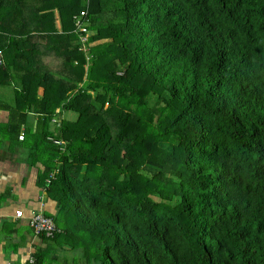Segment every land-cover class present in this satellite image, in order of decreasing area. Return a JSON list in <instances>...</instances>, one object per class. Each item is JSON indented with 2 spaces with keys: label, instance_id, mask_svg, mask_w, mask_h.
Here are the masks:
<instances>
[{
  "label": "trees",
  "instance_id": "obj_1",
  "mask_svg": "<svg viewBox=\"0 0 264 264\" xmlns=\"http://www.w3.org/2000/svg\"><path fill=\"white\" fill-rule=\"evenodd\" d=\"M111 2L0 0L12 130L66 205L44 241L82 230L87 264H264V0Z\"/></svg>",
  "mask_w": 264,
  "mask_h": 264
},
{
  "label": "crops",
  "instance_id": "obj_2",
  "mask_svg": "<svg viewBox=\"0 0 264 264\" xmlns=\"http://www.w3.org/2000/svg\"><path fill=\"white\" fill-rule=\"evenodd\" d=\"M56 19V26L61 29L58 13ZM3 57V50H0V62ZM17 88L18 82L5 86L2 77L0 78V264H25L30 255L40 251L46 259L44 263L51 264L56 257L64 255L60 252L51 256L50 253L56 246L48 245L43 236L35 235L29 224V217L40 211L51 218L62 216L64 220L61 213L66 205L63 204L60 194H50L40 184L39 175L43 166L30 162L29 154L32 149L23 145L28 140L26 127H21L20 136L25 135L23 141L12 130L16 123L14 103ZM4 94L11 95L12 100ZM42 94L43 89H40L39 95ZM29 118L28 125H32L35 132L36 120ZM13 119L15 120L12 121ZM17 211H23L24 217L17 218Z\"/></svg>",
  "mask_w": 264,
  "mask_h": 264
},
{
  "label": "rangeland",
  "instance_id": "obj_3",
  "mask_svg": "<svg viewBox=\"0 0 264 264\" xmlns=\"http://www.w3.org/2000/svg\"><path fill=\"white\" fill-rule=\"evenodd\" d=\"M107 2H108V4L110 6H112L111 0H107ZM104 12H105L104 17H105L106 14H107L105 6H104ZM4 95L10 101L12 100V96L11 95H8V94H4ZM0 145H1V142H0ZM71 221H73L74 225H78V226L80 225V223L78 222L77 219L76 220L75 219L73 220V217H72ZM79 227H82V225L79 226ZM71 229H75V227H72ZM81 234H82V230H78V231H75L76 237L73 236V237H75V240H66V238L65 239L63 238L62 240L58 241L56 243V245H55L56 247L53 248V250H52V252L50 254H51V256H55L56 254H59L61 252L64 256H62V257L61 256L56 257L54 259V262L51 263V264H87V261H86L85 257L83 256V254L81 252H79L78 250H74L73 249L75 243L78 244V245H81L82 244L80 238L87 239L86 236L80 237ZM89 242L90 241L88 240V241L85 242V244L86 243H89Z\"/></svg>",
  "mask_w": 264,
  "mask_h": 264
},
{
  "label": "built area",
  "instance_id": "obj_4",
  "mask_svg": "<svg viewBox=\"0 0 264 264\" xmlns=\"http://www.w3.org/2000/svg\"><path fill=\"white\" fill-rule=\"evenodd\" d=\"M85 31V30H84ZM24 134L20 136V139H24ZM53 178V174L51 175L50 179H48L47 183H51V179ZM17 218H23L24 212L17 211L16 212ZM29 224L33 228L36 236H45L46 238H54L56 233H60L61 230L57 227L55 221L51 218L43 214L42 212H35L30 215L29 217ZM25 264H37L36 258L30 255L27 263Z\"/></svg>",
  "mask_w": 264,
  "mask_h": 264
},
{
  "label": "clouds",
  "instance_id": "obj_5",
  "mask_svg": "<svg viewBox=\"0 0 264 264\" xmlns=\"http://www.w3.org/2000/svg\"><path fill=\"white\" fill-rule=\"evenodd\" d=\"M87 14H85L84 12H82L81 13V15L80 16H75L74 17V20H75V25H76V32H79V33H85V37H89V36H91L93 33H90V30L87 28V26H88V24H89V22L87 21V20H83L82 18L84 17V16H86ZM86 29H87V31H86ZM85 30V31H84ZM85 40V39H84ZM94 45V44H93ZM24 136V139H25V135H23ZM20 139V138H19ZM23 139V140H24ZM21 140V139H20ZM23 140H21V141H23ZM48 140L49 141H51V142H53L54 144H56V145H62V142H60V141H57V140H55L54 138H48ZM58 173V171H56L54 174H53V178L52 179H54L55 178V174H57ZM48 181V180H47ZM47 185H48V183H47Z\"/></svg>",
  "mask_w": 264,
  "mask_h": 264
}]
</instances>
